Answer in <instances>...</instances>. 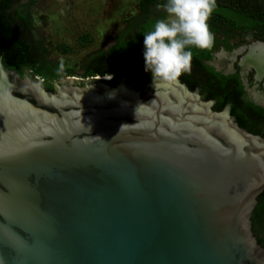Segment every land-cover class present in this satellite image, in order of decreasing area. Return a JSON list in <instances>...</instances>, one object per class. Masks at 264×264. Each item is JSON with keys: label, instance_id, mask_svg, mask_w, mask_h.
Returning a JSON list of instances; mask_svg holds the SVG:
<instances>
[{"label": "water", "instance_id": "95a60500", "mask_svg": "<svg viewBox=\"0 0 264 264\" xmlns=\"http://www.w3.org/2000/svg\"><path fill=\"white\" fill-rule=\"evenodd\" d=\"M36 80L0 63V264H264V138L229 107L179 80Z\"/></svg>", "mask_w": 264, "mask_h": 264}, {"label": "trees", "instance_id": "16d2710c", "mask_svg": "<svg viewBox=\"0 0 264 264\" xmlns=\"http://www.w3.org/2000/svg\"><path fill=\"white\" fill-rule=\"evenodd\" d=\"M20 1L0 0V63L20 76L30 72L32 77L43 80L45 91L54 92L53 84L69 77L70 71L47 61L41 41L32 32L27 8L16 6ZM165 3L166 0H140L142 15L127 23L108 50H100L88 59L82 78L110 76L111 79L101 82L114 86L125 82L133 89L146 90L152 76L145 71L144 34L164 18L159 12L165 11ZM208 24L211 32L223 34L225 41L215 39L210 49L191 48V71L178 79L190 90L199 87L204 100H215L214 110L229 106L230 115L240 128L264 138V109L241 99L243 87L237 76H223L202 63L210 59V52L219 44L228 47L230 37L243 34L248 39L264 41V0H216ZM250 221L252 234L264 248V191L257 197Z\"/></svg>", "mask_w": 264, "mask_h": 264}, {"label": "rangeland", "instance_id": "374dc122", "mask_svg": "<svg viewBox=\"0 0 264 264\" xmlns=\"http://www.w3.org/2000/svg\"><path fill=\"white\" fill-rule=\"evenodd\" d=\"M139 1L21 0L16 6L27 8L35 36L46 51L47 61L70 71L69 78L86 81L91 78H82L84 65L94 53L107 49L130 20L140 16ZM214 35L223 37L221 33ZM246 40L248 38L243 34L229 38L231 44ZM25 76L41 83V79L32 77L30 72ZM251 76L252 72H249V78ZM57 83L53 84L54 88ZM123 84L132 88L125 82Z\"/></svg>", "mask_w": 264, "mask_h": 264}, {"label": "clouds", "instance_id": "9594fccd", "mask_svg": "<svg viewBox=\"0 0 264 264\" xmlns=\"http://www.w3.org/2000/svg\"><path fill=\"white\" fill-rule=\"evenodd\" d=\"M163 7L168 19L157 20L143 39L145 71L153 83L177 81L191 71V48L210 49L215 43L208 21L216 0H166Z\"/></svg>", "mask_w": 264, "mask_h": 264}, {"label": "flooded vegetation", "instance_id": "af4514ba", "mask_svg": "<svg viewBox=\"0 0 264 264\" xmlns=\"http://www.w3.org/2000/svg\"><path fill=\"white\" fill-rule=\"evenodd\" d=\"M159 13L164 15V18H163L164 20H167L166 11H161ZM141 15H142V13L140 14V16ZM126 26H125V28H126ZM32 32L35 34L34 29L32 30ZM213 34H216V32H214ZM214 36H215V39L218 40V41H225V37L224 36L223 37H217L216 35H214ZM116 37L113 39V43L105 50H108L114 44V41H115ZM256 42L264 43V41H260V40H256V39H248V40H246L244 42H241V43L231 44L229 42V40H228V47H226L223 44H219V46L215 50H212L210 52V59L209 60H205L202 63L204 65H207L208 67H211L214 70V72L220 73L223 76H226V77L227 76H233V75L237 76V78L240 80L241 85L243 87V94L241 95V99L243 101H245V102L252 103L253 105H255L257 107H260V108L264 109L263 100H258L260 102H256L255 101V96H254L255 93H258V95H260V96H262L264 98V79L256 80V71L254 69H252V68L250 70L248 69L249 71L247 70L245 72L244 76L241 75V71H242V69H241V61H242V59L244 57H246L248 55V53H249L248 47L251 44L256 43ZM239 50H242V52H240L239 55H236V52L239 51ZM231 56L234 57V58L230 59ZM249 72H252L251 78H249ZM104 78H107V77H104ZM244 80H246L247 87H245L244 84H243ZM42 81L43 80L41 79V84H42ZM152 82H153V80L151 79L150 85H151ZM155 82L158 83V81H155ZM191 91H196L201 96V98L204 100L203 94L201 93V90H200L199 87H195ZM205 101H212L213 102V107L215 106V100H205ZM226 107H229V106H226Z\"/></svg>", "mask_w": 264, "mask_h": 264}, {"label": "bare ground", "instance_id": "6f19581e", "mask_svg": "<svg viewBox=\"0 0 264 264\" xmlns=\"http://www.w3.org/2000/svg\"><path fill=\"white\" fill-rule=\"evenodd\" d=\"M247 51V50H246ZM240 52H242V50H239L236 52V55H239ZM226 54V53H225ZM224 54V55H225ZM243 54V53H242ZM226 57V56H225ZM224 57V58H225ZM234 57L231 56L230 59H233ZM221 60V59H220ZM226 60V59H225ZM230 62V61H229ZM234 62V61H233ZM232 62V63H233ZM235 63V62H234ZM242 65H253L256 69V76L257 77H261L264 78V44H254L250 47L249 49V54L244 57L241 61ZM250 70V69H249ZM248 70V71H249ZM254 73V72H253ZM99 79V78H97ZM107 79V78H105ZM257 80V79H256ZM155 87H160V86H155ZM164 87V86H161ZM171 93L174 95V97L176 99H180L182 98V94L181 91L179 90V88L175 87V86H168ZM255 96V94H254ZM187 97V96H186ZM262 102V101H261ZM217 126L220 127L221 129H223V131L231 138L236 140L237 142L241 143L242 140L240 137H238L234 130H232L227 123L226 120V116L224 114L220 115V119L216 122Z\"/></svg>", "mask_w": 264, "mask_h": 264}, {"label": "built area", "instance_id": "2783aa9c", "mask_svg": "<svg viewBox=\"0 0 264 264\" xmlns=\"http://www.w3.org/2000/svg\"><path fill=\"white\" fill-rule=\"evenodd\" d=\"M100 79V78H99ZM108 79H109V77H108ZM108 81V80H107Z\"/></svg>", "mask_w": 264, "mask_h": 264}]
</instances>
